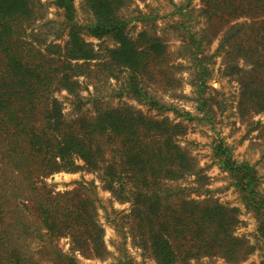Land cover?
Here are the masks:
<instances>
[{"label":"trees","instance_id":"trees-1","mask_svg":"<svg viewBox=\"0 0 264 264\" xmlns=\"http://www.w3.org/2000/svg\"><path fill=\"white\" fill-rule=\"evenodd\" d=\"M132 1L83 0L91 19L79 24L74 0H54L63 11L67 38L58 43L64 32L54 31L49 41V30L35 28L42 14L37 0H0V264H80L54 246L63 236L71 239L73 251L107 258L94 184L78 183L72 191L56 193L46 183L56 173L82 170L100 174L106 190L131 203L130 229L156 264H190L205 257L244 264L254 253L255 245L235 235L237 208L180 196L181 187L165 184L201 173L179 144L178 138L187 133L184 124L150 117L125 104L96 105L91 115L82 114L78 106L74 119L64 114L57 94L66 91L79 99V78L91 77L93 67L99 66L106 67L109 78L118 77L115 70L128 72L130 95L148 100L152 108L159 106L140 88L139 77L164 60L167 47L147 30L136 39L129 35L132 21L150 20L147 14L125 18ZM183 1L186 5H177L174 14L187 18L189 0ZM201 11L210 27L221 22L230 26L250 16L232 44L235 57L246 61L240 67L230 59L225 74H242V110L264 117V0H207ZM179 25L188 33L183 48L198 73L200 110L205 112L201 108L207 106L203 97L210 67L200 57L203 37L187 30L185 23ZM86 36L110 38L115 47L96 49ZM243 37L247 42L237 48ZM214 154L246 208L258 217L264 245V194L257 170L235 160L223 141ZM262 258L259 264H264V253Z\"/></svg>","mask_w":264,"mask_h":264},{"label":"rangeland","instance_id":"rangeland-1","mask_svg":"<svg viewBox=\"0 0 264 264\" xmlns=\"http://www.w3.org/2000/svg\"><path fill=\"white\" fill-rule=\"evenodd\" d=\"M37 1L40 3L39 11L42 14L35 28L43 33L49 30L50 33L47 34L49 41L54 39V35L51 34L54 31L64 32L62 38L57 40L58 43H64L67 38L63 11L54 5V0ZM206 1L189 0L184 10L188 12L187 18L174 14L176 6L184 3L183 0H136L124 10L126 19H135L145 14L150 16V20L145 24L142 22L144 20H141L132 21L128 25L131 37L136 39L140 32L147 30L165 41L167 50L164 60L160 63L155 61L156 64L152 65L150 74L139 77L140 88L147 97L159 104L158 107L152 108L148 100L140 101L130 95L128 89L131 80L128 72L121 73L115 70L114 74L118 77L109 78L105 66L93 67L91 77L79 78L81 83L79 99L66 91L58 93L57 97L62 102L64 114L68 119L76 118L78 106L82 107V114L91 115L96 105L117 107L125 104L150 117L157 119L167 117L184 124L187 133L178 138L179 144L196 161L201 173L165 184L171 188L181 187L183 191L180 196L197 201H218L229 208H237L239 223L235 226V235L256 246L254 253L244 264H259L263 259L264 245L258 233V217L246 208L230 174L220 168L214 154V147L223 141L232 150L235 160L247 162L255 167L260 177V190L264 194V133L261 132L264 117L262 114L242 110L244 105L240 106L239 82L242 74L239 76L225 74L230 59H234V63L240 67L244 64L243 61H246L245 58L235 57L238 53L237 50H233L235 46L232 44L237 42L239 26L242 23H250L251 18L242 17L232 22L230 26H224L221 22L210 27L211 22L201 11L206 6ZM74 3L77 10L76 21L79 24L88 23L91 16L85 10L83 0H74ZM180 22L186 24L187 30L197 32L198 36L203 37L204 56L200 57L210 67L203 97L207 100V106L201 108L206 109L205 112L200 110L202 100L199 96L198 73L188 61V51L183 48V41L189 39L188 33L179 25ZM228 35L230 38L227 41L225 38ZM85 38L96 45V49L115 47L110 38L102 40L89 36ZM246 42V38L243 37L237 48ZM187 113H190L192 120ZM46 183L56 193L72 191L77 188L78 183L94 184L99 199L98 221L105 231L104 242L109 255L106 259H97L73 251L71 239L65 236L55 239L54 246L74 255L80 264H156L130 229L131 203L122 202L106 190L100 174L87 170L76 173L61 172L48 177ZM190 264H225V261L217 257H205L191 261Z\"/></svg>","mask_w":264,"mask_h":264}]
</instances>
